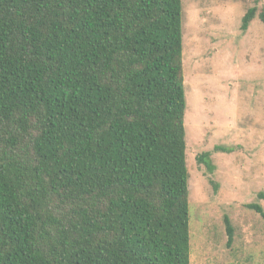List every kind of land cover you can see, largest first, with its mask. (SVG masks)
I'll use <instances>...</instances> for the list:
<instances>
[{
    "label": "trees",
    "instance_id": "16d2710c",
    "mask_svg": "<svg viewBox=\"0 0 264 264\" xmlns=\"http://www.w3.org/2000/svg\"><path fill=\"white\" fill-rule=\"evenodd\" d=\"M182 24V0H0V264H190Z\"/></svg>",
    "mask_w": 264,
    "mask_h": 264
},
{
    "label": "rangeland",
    "instance_id": "374dc122",
    "mask_svg": "<svg viewBox=\"0 0 264 264\" xmlns=\"http://www.w3.org/2000/svg\"><path fill=\"white\" fill-rule=\"evenodd\" d=\"M190 264H264V0H182ZM220 149L227 150L226 152ZM210 153L212 172L197 157ZM225 217L233 228L228 243Z\"/></svg>",
    "mask_w": 264,
    "mask_h": 264
}]
</instances>
